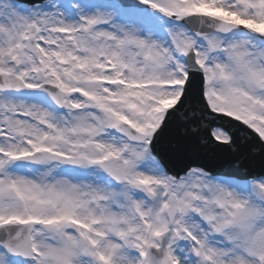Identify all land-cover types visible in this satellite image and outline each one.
<instances>
[{
    "label": "snow or ice",
    "instance_id": "6c2138e0",
    "mask_svg": "<svg viewBox=\"0 0 264 264\" xmlns=\"http://www.w3.org/2000/svg\"><path fill=\"white\" fill-rule=\"evenodd\" d=\"M0 264H264V0H0Z\"/></svg>",
    "mask_w": 264,
    "mask_h": 264
}]
</instances>
